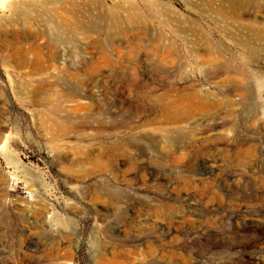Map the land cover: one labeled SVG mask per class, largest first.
I'll return each instance as SVG.
<instances>
[{"label":"rangeland","instance_id":"rangeland-1","mask_svg":"<svg viewBox=\"0 0 264 264\" xmlns=\"http://www.w3.org/2000/svg\"><path fill=\"white\" fill-rule=\"evenodd\" d=\"M61 1L0 0V264H264V95L250 76L253 103L227 97L233 83L193 57L197 46L165 25L167 9L228 48L229 67L264 76V57L246 66L218 15L202 10L219 0H98L106 16L142 9L160 45L177 46L167 61L147 38L116 35L117 49L103 43L111 64L93 74L100 49L81 41L72 53L41 36ZM247 1L242 20L263 23L264 0ZM32 46L53 64L47 74L15 66L14 50ZM180 91L208 109L170 124L162 100Z\"/></svg>","mask_w":264,"mask_h":264},{"label":"bare ground","instance_id":"bare-ground-1","mask_svg":"<svg viewBox=\"0 0 264 264\" xmlns=\"http://www.w3.org/2000/svg\"><path fill=\"white\" fill-rule=\"evenodd\" d=\"M62 1H61L62 2L61 6H58V8L53 7L54 9H56V12H55L56 13V15H55L56 19H52L51 17L48 18L49 19L48 23H47L48 24L47 25L48 31H45V33L42 32L41 36L46 37L49 40V42L55 41L58 44L60 43L59 41H62V40L68 41L69 46H70V51L72 53H74L75 50L82 48L83 45L81 44L82 43L81 41H85L87 43L88 48L100 49L101 50L100 58L97 61L90 64V69H88V71L90 73L94 74L95 72L93 70L97 71L98 67H102V68H103V66L108 67L111 64V60H110L111 58H109V56L105 52V49L103 48V46H104L103 43L106 42L108 49H109L108 44H110L111 49H113V50L117 49L119 46H117L116 43L113 42L114 41L113 38L116 35H118V36L122 35V36L126 37L128 34L130 35V33H133V36H135L137 38V40L139 41L138 42L136 40L138 44H140L141 41H143L141 39L147 38L148 41L151 42L150 45H148V46H150V48H148V49H150L151 51H154V53L156 55H161L167 61L168 60L171 61L174 58V55L176 52L175 45L177 44V42L175 40H173V41H175L176 43L172 42L173 38L172 39L170 38L171 42L168 43L169 41H167L166 45H164L162 47L160 45L161 40H162L161 39L162 34L161 35L156 34L155 31L150 27L148 20H146V18H144L142 13L140 12L142 9L139 10V8H137L134 5L133 6L131 5L132 7L129 6L130 8L128 9V7H125L124 4L123 5L121 4L123 6V8L125 7V9L127 8L128 10L124 11V9H123V11H120L117 7H114L111 9L107 8V16H106L103 14L104 8H105L103 6L104 3L102 4L101 2H99L101 0H99V1L98 0H88V1L82 0L81 2H79L80 0L79 1L62 0ZM249 1H247L248 4H249ZM130 2H131V0H130ZM192 2L194 3L193 0H192ZM254 2H256V1L254 0ZM239 3H241V2H239ZM130 4H132V3H130ZM164 5L167 7L168 2H167V5L165 3H164ZM113 6H114V4H113ZM192 6H194V5L192 4ZM242 7L246 8L245 6H242ZM242 7L238 4V0H219V3L216 5V7L212 8V11H209V10L204 9V8L202 10H204V12H206V14H208V15L210 12L216 13V15H218L219 20L216 21V23L219 24L221 33L224 34L225 37L230 39V41L235 45L237 50L240 49L243 51V56L242 55L241 56L243 57V59H244L243 61L246 63V66H249L250 63L255 62L256 59H258V58L260 59L261 57H264V22L260 24L259 22L254 21L255 19H253V21H251L249 19L250 22L246 23L244 21V20H246L245 18H244V20H242V9H243ZM249 7H247V8H249ZM210 8H211V6H210ZM174 9H172V8L167 9L168 12H166V14H165L166 15L165 25L168 26L170 29H172V31L175 34L180 35V37L182 36V39L185 40L187 43H193L194 45L197 46V47H194V49H192V52H190V53H192L193 57H195V56L200 57V58L202 57L201 58L202 61H200V63L202 62L203 66L204 65L209 66L211 71H213L212 72L213 75L217 71H219L220 69H223L222 73L224 75V78L229 80V82L233 83V86L230 89H228L225 93L227 97H231V98L239 97V102L246 103V104H248L249 102L253 103L252 101H253L254 97L252 96L253 94L250 95V91H249L250 90L249 89L250 88L249 87V77L250 76L253 77V80L256 79L255 81H257V85L260 86V88H261L260 95H264V76L263 75H258L254 71L249 70V68H247V67H246L247 68L246 71H240V70L234 69L232 67H229L230 64L233 65L232 64L233 60L231 58H229V59L227 58V59L222 60V58H224V55H225L224 52L228 48H225V46H223L221 43L213 42L211 40L209 34L206 31H204L203 29H201L200 27H198L197 24L192 19L183 20L181 18L182 16ZM16 10H18V9H16ZM40 12H41V10H40ZM42 13H43V11H42ZM42 15L44 17V14H42ZM52 15H53V13H52ZM45 20H44V22H46ZM28 21H29V19H28ZM221 22H223L224 25H221L220 24ZM33 23H35V22H33ZM38 26H40V25H38ZM42 28H44V27H42ZM171 34H173V33L171 32ZM174 36H176V35H174ZM131 38H134V37L131 36ZM164 38H165V36H164ZM24 39H26V38H24ZM120 40L121 39H119V41ZM134 40H135V38H134ZM165 40H167V39H165ZM183 40H181V41L183 42ZM130 42H132V41L130 40ZM21 43H24V41H22ZM127 43H128V41H127ZM129 44H131V43H129ZM133 44L135 45L136 43H133ZM60 45H61V43H60ZM53 46H56V45H53ZM144 46L145 45H143V49H144ZM148 46H146V47H148ZM41 47H44V46H41ZM136 47H137V44H136L135 48ZM137 48L139 49V47H137ZM43 49L44 48H42V50ZM140 49H141V47H140ZM180 49L181 48H179V52H181ZM52 52H54V51H52ZM129 52H130V50H129ZM226 53H227V51H226ZM240 53H242V52H240ZM12 54L14 56L13 58H15L16 63H17V65H15V66L29 67L31 69L32 74H40V73H43L45 71L47 72V70H49L48 68L53 66V64L51 66L49 64L48 65L46 64V62H48V60L45 59L46 57L45 58H43L44 56L42 57V51H41V48H39V46L38 47L32 46V47H29L28 49L27 48L26 49L18 48V49H15ZM31 54L34 55L33 60L29 59V55H31ZM79 54H81V53H79ZM77 55H75V57ZM177 55H179V54H177ZM225 56H227V55H225ZM230 56H232V58H236L235 55H233L232 53L230 54ZM197 57L195 58L196 60H197ZM199 60L200 59H198L197 61H199ZM220 61L226 62V65H228V68L227 67L222 68L223 65H222V67H218L217 63H219ZM219 64H221V62ZM69 71L71 72V70H69ZM50 76H52V74ZM60 76H61V74H60ZM77 76H78V74H77ZM83 77L85 78V76H82L80 79H82ZM25 79H26V77H25ZM32 79L35 80L34 77ZM41 80H42V78H41ZM56 80L59 81L58 77ZM250 80H252L251 77H250ZM30 81H31V79H30ZM31 85H33V83ZM62 90H64V89H62ZM65 91H66V89H65ZM68 92L67 91L65 92L64 97L70 96V94ZM170 94L165 93L164 96L166 98L163 100L161 99L162 97L160 98L163 101L161 106H162L163 115L165 116L164 119L166 122H168L170 124L171 123H182V122L186 121L188 118L195 117L196 114L204 112L205 110L208 109V105H207L208 102L206 101L205 98L200 96L199 93L196 91H189V92L180 91L176 95H174V94L170 95ZM50 99L51 98L49 97V101H50ZM47 100H48V98H47ZM257 100L259 101V99H257ZM49 101H48V103H49ZM66 101H67V99H66ZM46 103H47V101H46ZM39 106H41V105H39ZM43 108H45V107H43ZM49 109H52V108L49 107ZM109 113H110V111H109ZM47 114H45V115L47 116ZM48 117L53 118L54 116L50 112V115H48ZM52 121H50L51 122L50 125H54L55 122L52 123ZM56 124L57 123H55V125ZM58 126H60V125H58ZM61 129H63V127ZM88 156L89 155H87V157ZM90 158H93V157H90ZM94 159L100 160L101 158L94 156ZM103 160H104V158H103ZM97 164H98V162H97ZM99 164H102V163L99 162ZM95 165H96V163H95ZM161 206H162V204H161ZM161 208H163V207H161ZM211 239L210 240L207 239V241H208L209 245L213 246L215 244V242L213 239H212L213 241H211ZM189 243H187V244H189ZM190 245H191L192 249L197 248V246L194 244V242L190 243ZM153 249H154V246H153ZM197 262L199 264L203 261L199 260Z\"/></svg>","mask_w":264,"mask_h":264}]
</instances>
